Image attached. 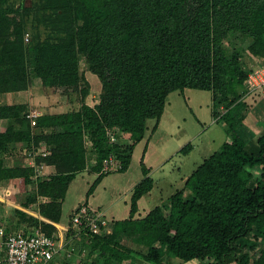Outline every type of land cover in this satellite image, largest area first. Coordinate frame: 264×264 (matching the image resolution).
I'll use <instances>...</instances> for the list:
<instances>
[{
  "label": "trees",
  "instance_id": "obj_1",
  "mask_svg": "<svg viewBox=\"0 0 264 264\" xmlns=\"http://www.w3.org/2000/svg\"><path fill=\"white\" fill-rule=\"evenodd\" d=\"M24 4L25 0H0V34L7 40L0 41V94L29 87L33 80L28 77L26 64L31 52L38 65L31 75L49 87L78 86L84 80L79 71L80 55L84 54L89 69L101 82V91L94 105L84 102L76 111L39 116L35 125L38 131L18 129L10 121L18 118L31 123L26 119L27 103L0 101V119L8 123L0 129V151L14 155L18 146L26 145L29 160L30 153L43 144L50 154L36 159L55 167L54 174L36 182L29 177L32 166L10 167L1 158L0 183L4 177H23L27 199L30 191L29 201L33 203L39 197H49L39 202L38 211L60 222L70 183L87 166L89 145L96 158L88 167L99 174L87 195L109 174L102 171L109 155L121 161L120 171L130 167L129 147L112 142L110 131L117 136L124 131L142 139L147 121L161 117L170 92L186 87L213 90L218 120L227 127L221 146L196 166L167 203L137 215L139 200L155 184L150 167L142 163L144 177L133 188L129 217L109 221L110 233L94 232L89 226L79 233L70 229L85 253L77 264H264V127L249 131L252 107L246 99L250 93L246 79L251 67L235 44L246 40L245 54L264 59V0L39 3L37 8L61 10L73 19L70 40L61 44L37 42L27 17H11L21 7L28 13ZM26 26L33 33L28 42L24 39ZM88 88L86 82L84 91ZM55 125L62 129H51ZM192 148L189 142L181 152ZM257 167L260 173L256 175L253 170ZM82 204H89L88 200L79 207ZM17 212V223L40 227L59 238L55 224ZM12 224L7 229L14 227ZM62 260L49 264L69 263L66 258Z\"/></svg>",
  "mask_w": 264,
  "mask_h": 264
},
{
  "label": "rangeland",
  "instance_id": "obj_2",
  "mask_svg": "<svg viewBox=\"0 0 264 264\" xmlns=\"http://www.w3.org/2000/svg\"><path fill=\"white\" fill-rule=\"evenodd\" d=\"M39 3L40 5L46 4L47 0H25L24 5L29 8L30 11L26 13L25 9L21 7L17 13H12L11 17H13V15L15 16L14 18L17 19H19L21 15L27 17L36 33L37 42L53 41L54 43L60 44L68 43L71 37L73 19L61 10L41 6L37 8L36 6L39 5ZM17 7H19V5H17ZM26 27V37L24 39L28 42L32 40L33 33L29 26ZM27 33H29L28 39ZM10 37V39L14 38L13 35ZM0 41L4 43L7 40H5V38L2 39V35L0 34ZM235 44L237 51L240 53L243 52L242 54H244V56L246 55L245 59L248 60L249 67H251L250 71L256 68L258 64H262L260 62L257 64V60L255 61L254 57L249 53L245 54L248 44L246 40L237 41ZM34 55V52H31L32 57H30L31 59L26 64L28 77L33 80L30 82L29 87L18 91L9 90L1 93V103L5 101L11 104L27 103L28 110L26 112H37L38 116L36 118H39V116L46 113L54 114L79 110L84 102H88L92 105L98 102L101 82L97 75L89 69L84 54L80 55L79 62V71L81 75H83L84 80L80 82L78 86H62L60 84H55V86L52 87L45 86L42 84L39 77L35 76L36 78L34 79V76L31 75L34 74V70L37 69L38 66L34 61ZM86 82H88L89 88L84 91ZM258 92L264 94L261 89H258ZM215 99L216 93L213 90L192 87L173 90L167 97L164 111L159 120L155 117L147 121L145 136L142 137V139L136 140L131 134L124 131H120L119 136L116 134L117 137L115 142H119L124 147H129V151L132 155L130 167L125 171H120L119 167L111 171L102 169V171L108 172L109 174L104 176L102 180L95 185L94 192L91 195H87V191L94 181L96 182L99 172H84L83 174L77 175L68 188L67 195L63 200L62 219L65 222H60L61 225H68L69 213L72 206L86 199H89L93 204L91 205L95 208L98 206L102 210L106 208L105 210L108 212L105 211L107 215L105 214L106 216H104L108 218V220L110 217L117 216L113 211H119L121 213L122 209L131 200L134 186L144 177L142 163L150 167L149 175L154 177L155 184L153 189L142 197L141 202H138L139 211L137 215H145L146 212L154 206L167 203L169 196L185 185V176L189 175L205 157L218 149L224 138H226L224 130L225 125L218 120L220 112L215 108L217 105L214 101ZM219 109H223V106L220 105ZM253 109L254 108H252L250 113L251 120H249V122L256 123V121L261 119V116L253 111ZM216 112L218 115H216ZM26 119L28 120L30 118ZM10 121L14 122L15 127L21 130H27L28 128L33 130L36 129L37 126V123L33 124L32 120L29 125L18 118L17 120L13 119ZM258 122L261 126L264 125L262 119ZM4 126V124L0 123V127ZM248 126L249 131H253L255 128L253 124H249ZM50 127L51 129H62L60 125ZM189 142L193 143L191 151L188 153L181 152V148ZM46 147L47 146L43 144L40 146L42 149ZM88 148L87 166L84 169L86 171L92 170L88 167V164L93 162L96 158L95 154L91 152L90 145ZM26 151V145L22 147L18 146V148L12 152H15L14 155H11L9 151L4 152L1 150L0 159L4 158V164L10 167L18 165L28 166ZM19 157H22L23 161L18 160ZM36 164H43L40 167V171L32 166L33 172L29 177L36 182H40L45 177L55 173V167L51 164L49 165L46 161H38V159H36ZM253 171L256 175L260 173L258 167ZM23 179L24 178L20 176L1 178L0 193L4 200H0V202L7 203L8 206L12 208V212L16 214V219L13 218L14 220H19L17 209L25 212L26 215H33L35 217L41 216L38 211L39 202L50 199L49 197H39L37 202H30L29 194L31 191L27 199V192ZM187 193H189V191H186V194ZM24 197H26V201H20V199H24ZM111 208H113V211L110 210ZM10 215L12 214L10 213L7 216L4 215V217L7 218V221L3 220L4 223L11 220ZM15 223L17 222L15 221ZM20 224L19 222L18 225ZM70 233L71 231L69 234ZM75 240H71L72 246L75 244L74 251L72 247L70 248L74 252L72 255H69V253L67 254L66 251L62 249L60 254L53 260H58L61 263L63 261L62 259L67 256L71 264H77L78 257L81 255L83 256L84 252L80 251V247H77Z\"/></svg>",
  "mask_w": 264,
  "mask_h": 264
},
{
  "label": "built area",
  "instance_id": "obj_3",
  "mask_svg": "<svg viewBox=\"0 0 264 264\" xmlns=\"http://www.w3.org/2000/svg\"><path fill=\"white\" fill-rule=\"evenodd\" d=\"M246 85L249 92L257 91L258 89L264 92L263 64H258L256 68L249 72ZM27 116L32 120L33 124H36L37 112L28 113ZM109 136L110 140L115 142L116 133L110 131ZM48 154H50L49 147L45 149L39 147L30 153L28 164L40 171V167L43 164L37 165L36 158L38 155L46 156ZM121 166V162L113 154L106 157L103 162L105 171H111L117 167L121 168ZM2 198L3 196L0 193V199ZM86 226H89L94 232H111V225L104 214L89 204H82L73 212L71 224L60 227V235L62 229L69 231L73 228L78 231ZM63 248V243L58 242L55 235L46 233L40 227L22 224V226H14L9 230L7 225L0 222V264H49L60 254Z\"/></svg>",
  "mask_w": 264,
  "mask_h": 264
},
{
  "label": "crops",
  "instance_id": "obj_4",
  "mask_svg": "<svg viewBox=\"0 0 264 264\" xmlns=\"http://www.w3.org/2000/svg\"><path fill=\"white\" fill-rule=\"evenodd\" d=\"M256 61V60H255ZM253 62V61H252ZM258 62H260V63H262L263 65H264V59H261V61L260 60H258L257 59V64H258ZM251 65H254V64H251ZM247 100H248V103L249 104H252L251 105V107L252 108H254L253 109V111H255V112H257L260 116H261V119L263 120V122H264V94L263 93H259L258 92V90L257 91H251L250 93H249V95L247 96V98H246ZM251 111H252V109H251ZM251 113V112H250ZM261 119H259V120H261ZM258 120V121H259ZM258 121H256V123H253V122H249V124H253L254 125V127H255V131H259L261 128L260 127H264V125H260V123L258 122ZM0 123H2V124H4L5 126L4 127H0V129H4L5 127H6V124L8 125V123H6V120H4V119H0ZM256 125V126H255ZM259 125H260V127H259ZM226 129H227V127L225 126L224 127V130H225V135H226V137H227V131H226ZM224 140H225V138H224ZM224 140H223V142H224ZM222 142V143H223ZM94 162V161H93ZM84 172H88V173H94L95 171H91V170H83V171H80V172H78V174L77 175H79V174H83ZM259 172H260V169H259ZM77 175H76V177H77ZM188 176V175H187ZM187 176H185L186 178H187ZM75 177V178H76ZM75 178L73 179V181L75 180ZM186 178H185V180H186ZM73 181L70 183V185L73 183ZM70 187V186H69ZM93 193V192H92ZM91 193V194H92ZM90 194V195H91ZM0 200H4V198H2V199H0ZM26 200V197H24V199H20V201H25ZM141 200H142V198L139 200V202H141ZM84 200H82V201H79L78 203H76V204H74L73 206H72V208H71V211H70V213H69V220L68 221H70V219H71V215H72V213L77 209V207H79V204L80 203H82ZM88 203H89V205H91L92 203H91V201L88 199ZM93 205V204H92ZM91 205V206H92ZM92 207H94V206H92ZM97 207V206H96ZM94 209H98L102 214H106V212L105 211H107V210H105L106 208H104V210H102L99 206L97 207V208H95L94 207ZM110 210H112L113 211V208H111ZM11 211V212H10ZM149 211V210H148ZM147 211V212H148ZM108 212V211H107ZM146 212V213H147ZM12 214V215H10V221H8V222H3V220H6L7 221V218H5L4 217V215H8V214ZM113 213H115L117 216H114V217H110L109 218V221H113V220H118V219H120V220H122V219H125V218H127V217H129V215H130V205H129V202H128V204H126V206L122 209V212L120 213L119 211H113ZM107 215V214H106ZM105 215V216H106ZM114 215V214H113ZM12 216V217H11ZM40 218H42V219H44V220H46V221H49V222H51V223H53V224H55L56 226H57V233H56V235H58L59 236V241H61V243H63V245H64V239H65V245H64V248H63V250H65L66 251V253L68 254L69 253V255H72V253H74L73 251H72V249H70L71 247L72 248H74V246H75V244H74V246H72V241L73 240H75V238H74V236H75V234H72V232L69 234V232H70V230L69 231H66V230H64V229H62L61 231H62V233H61V235H60V227H62L63 225H61V223L60 222H65L63 219H61V221L60 222H56V221H52V220H50V219H48V218H46V217H44L43 215H41V216H39ZM108 217V216H107ZM13 218H15L16 219V214L14 213V212H12V208L11 207H9L8 206V204L7 203H3V202H0V222L1 223H4L5 225H7L8 226V224L11 222V224L14 222L15 223V221L16 222H18L17 220H14ZM62 218H63V214H62ZM108 219V218H107ZM68 224H71L70 222L68 223ZM13 226V225H12ZM14 226L15 227H18V226H22V224H20V225H18V223H16V225L14 224ZM65 226H67V225H65ZM80 232V231H79ZM78 232V233H79ZM69 234V235H68ZM72 240V241H71ZM58 241V242H59ZM75 243H76V240H75ZM71 245V246H70ZM77 245V247H80L81 245L79 244V242H78V244H76ZM71 253V254H70ZM85 254V253H84ZM83 254V255H84ZM71 257V256H70ZM72 259V258H71ZM82 259H84L83 258V256L81 255V256H79L78 257V263L80 262V260H82ZM66 260L69 262V264H71L70 263V261H69V259L66 257ZM193 262H191V261H189V262H186V263H184V264H192ZM68 264V263H67ZM125 264H128V263H125ZM135 264H151V263H148V262H145V261H137Z\"/></svg>",
  "mask_w": 264,
  "mask_h": 264
}]
</instances>
